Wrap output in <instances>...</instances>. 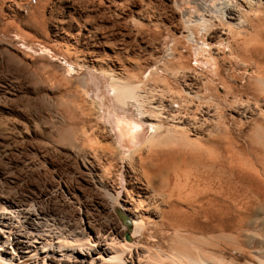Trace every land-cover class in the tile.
I'll return each instance as SVG.
<instances>
[{"label": "bare ground", "instance_id": "6f19581e", "mask_svg": "<svg viewBox=\"0 0 264 264\" xmlns=\"http://www.w3.org/2000/svg\"><path fill=\"white\" fill-rule=\"evenodd\" d=\"M64 1L67 15L53 26L51 40L63 47L73 74L61 69L55 81L66 100L56 121L65 136L78 135L69 152L78 156L81 190L58 178L49 193L16 198L0 192V264H264L257 236L264 230V0H162L173 20L171 43L152 59L131 63L130 71L101 58L94 45L81 59L82 7ZM132 8L149 23L156 16L138 4ZM38 11L31 13L34 22ZM226 54L254 77L251 99L236 89L238 75L224 62ZM203 61H212V69L200 73ZM170 80L180 95L167 88ZM224 110L239 119L238 134L251 125L241 136L246 149L229 141L222 121L216 124ZM151 230L156 242L148 243ZM245 233L259 251L227 263V244L239 249Z\"/></svg>", "mask_w": 264, "mask_h": 264}, {"label": "rangeland", "instance_id": "374dc122", "mask_svg": "<svg viewBox=\"0 0 264 264\" xmlns=\"http://www.w3.org/2000/svg\"><path fill=\"white\" fill-rule=\"evenodd\" d=\"M7 1L8 0H0V192L16 198L37 195L42 191V193H49L51 192V185L57 186L58 178L63 179L66 184L68 182V185L76 186L81 190V170L77 165L78 156H74L69 152L70 149L77 146L71 143L75 141H73V139H76L78 135L76 134V136L72 133L65 136L66 134L59 130V123L56 121L58 117H61L60 114L62 112V114H64V107H62V102L64 100L61 102L62 99L60 100L59 98V89L55 81L62 77L63 69H68V76H72L73 74V68L61 55L63 47L59 42L52 43L53 40H51L52 31L54 30L53 26L57 25L59 20L65 18L67 15L65 1L45 0L40 1L38 4L36 0H20L14 6H9L10 4ZM161 1L162 0H124L121 3L123 5H117V3L111 1L109 5L107 0H76V6L78 8L82 7L81 11L83 13V18L81 19V23L83 25H81V27L87 28V31L83 32V37L81 36V53L83 51L81 59H87L88 56H90V48L94 45L97 48V54L100 57L102 56L101 58L111 59L116 68L120 66L130 71L129 66L131 63L137 61L142 63L145 59L150 60L154 57L156 50L160 48L166 49L167 45L171 43V41H169V39H171L169 38L171 31L168 29V24L173 22V20L170 17L166 2ZM84 3H86V5ZM103 3L105 4L102 5ZM133 4H138L144 8L142 10L145 13H153L156 15L154 20H151L149 23L147 19L139 18V16L135 14L134 8H132ZM127 5L130 8H128ZM88 6L90 7L88 8ZM96 7L99 11H96ZM123 7L129 10H124ZM145 8H147V10H145ZM33 9L39 10L37 12L39 14V19L35 22L31 17ZM50 9L52 11H49ZM123 11L128 14V16L121 18L120 12ZM91 21L93 23H91ZM95 28L97 30H95ZM156 29H158V31H156ZM22 31H24V33ZM21 35L23 38H21ZM27 36L28 39H31L25 40L24 38ZM23 40H25L24 42L27 44L33 41L31 43L33 47L31 44H29L28 47L26 43L22 42ZM84 42L86 44H84ZM87 42L89 43L87 44ZM47 43L49 45H47ZM50 46H52V48ZM14 47L16 50L18 49L19 52L14 50ZM31 47L32 49H30ZM38 49H40V51ZM12 52L15 54L12 55ZM22 53L26 55L24 58ZM15 55H19V57H15ZM204 55L205 54L201 56L202 60L209 59L208 55ZM111 57H113V59ZM228 57L229 59H227ZM225 58L224 62H227L228 65H231L230 67H233V69L231 68L232 70H230L232 75L234 77L238 75L235 77L239 81L236 89H238L239 93H244L243 95H245L247 99H251L252 89L255 84V81H253L254 77L250 71H245L240 65H234L235 60L233 58L231 60L228 54L225 55ZM220 60L221 59H215L217 64L221 63ZM229 60H231V64ZM204 63L205 61H203V67L201 66L202 69L198 68V72L203 73L205 69H212L210 65L212 61H210V64ZM191 64L193 65V62ZM116 68L114 66L109 67L112 71ZM89 72L93 73V70L89 69ZM93 74L100 77L103 76L98 71ZM239 79H241V81ZM157 81L160 80L157 79ZM157 83L159 84V82ZM50 84L56 85L53 87V85ZM49 85L50 87L52 86L51 89ZM171 85L173 89L168 87H171ZM176 86L178 85L170 80L167 88L175 92ZM217 87H219V85H216V88ZM178 90L180 92H178ZM176 91L179 95L181 94V89L178 88ZM216 93L219 96H223L222 89H218ZM64 102H66V100ZM56 104L58 105L56 106ZM66 105L67 104L64 106L66 107ZM55 112H57V114ZM222 112L219 111L218 115L220 121H217L216 124L218 125L222 121L220 126L228 131L230 137L229 141H231V143H236V148L239 150L240 148L246 149V147H248V142L241 136L250 131L251 125H244L241 128L242 133L238 134L239 119L232 116L231 113L226 112V110ZM226 125H228V129H226ZM66 138L67 141H65ZM60 140L66 143L63 144ZM58 141H60V143ZM74 144L76 143L74 142ZM63 147H66L67 150ZM49 205L54 208L60 207V204L57 202L49 203ZM254 210L253 212H257L256 209ZM260 232H257V236H260L258 237V241L262 240V243H264V230ZM232 234V236H234V233ZM244 236L246 238L248 233H245ZM145 237L148 243L156 242V239L153 238V230L148 231ZM249 237H247L248 240L247 238H241L242 240L238 239L237 241H240V246L238 245L239 242L236 244V241L234 246H239V249L236 250L233 249L234 247H230L229 244H227L228 249H226L224 253L225 259L227 258V263L248 261L252 254L251 252L259 251L257 247L255 248L256 243L251 242L252 236L249 235ZM241 241L243 246L241 245ZM248 247L255 249L252 250ZM242 250L243 254L245 253L244 255L242 254ZM235 257L237 260H235Z\"/></svg>", "mask_w": 264, "mask_h": 264}]
</instances>
